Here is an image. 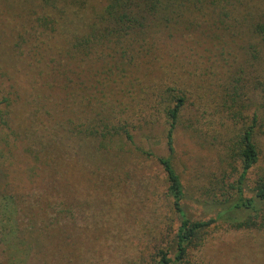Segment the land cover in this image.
Returning a JSON list of instances; mask_svg holds the SVG:
<instances>
[{
    "label": "trees",
    "instance_id": "1",
    "mask_svg": "<svg viewBox=\"0 0 264 264\" xmlns=\"http://www.w3.org/2000/svg\"><path fill=\"white\" fill-rule=\"evenodd\" d=\"M21 1L19 14H27L18 19V28L13 27L14 15L8 17L5 7L12 1L0 0V63H11L14 70L17 57L19 61L23 59L30 88L23 90L15 80L18 98L10 101L8 95L2 97L8 103L9 117L11 108L14 112L20 104L29 106L31 116L36 118L43 109L51 116V111L62 113V118L76 112L78 125L69 117L65 123L58 119L50 126L56 130L55 138L50 139H55L52 143L57 148V158L65 161L67 156L91 163L96 170L95 184L102 190L95 202L97 212H109L116 220L120 215L127 218L122 213L124 200L116 197L120 195L117 191L113 192L127 184L122 179L126 170L122 169L124 161L113 155L115 150L108 143L124 137L119 140L121 145L128 144L141 158L153 160L165 175V197L177 223L157 227L150 239L153 245L149 252L146 250L148 256L141 253L136 260V255L131 264H190L194 251L206 243L215 228L264 231V168H259L264 158V0H107L100 13L84 21L88 26L85 30L69 33L72 44L64 45L76 51L84 45L105 42L115 53L111 64L118 75L126 68L132 72L137 62L159 60L158 45H212L207 56L214 63L211 69L182 78L187 64L171 65L167 76L153 81L152 87L157 86L148 93L143 107L129 114L118 110L124 91L117 90L111 82L101 93L95 92L98 86L93 82L81 84L85 91L79 88L82 93L77 95L72 90L74 85L66 83L69 77H64L60 68L62 77L55 73L57 59L53 54L60 45L55 37L65 31L69 21L87 18L83 9L88 0ZM18 9L15 1L12 14ZM187 49L186 59L190 57L192 63L199 57L197 50L178 47L172 52L184 53ZM82 58L89 60L87 55ZM159 64L163 68V63ZM29 69L34 83L30 82ZM61 79L66 91L62 100L57 84ZM53 95H57V103ZM50 100L54 108L49 111ZM80 103L81 107L84 104L91 108L92 116L81 113ZM144 109L147 120H143ZM183 119L198 140L206 139L215 130L214 141L228 164L221 176H211L199 188L196 202L203 206L205 215L201 219L191 216V208L185 203L187 184L175 164L176 133ZM154 123L166 126L165 154L150 146L143 150L138 143L140 135ZM125 155L129 156L127 152ZM68 212L72 216L73 208Z\"/></svg>",
    "mask_w": 264,
    "mask_h": 264
},
{
    "label": "rangeland",
    "instance_id": "2",
    "mask_svg": "<svg viewBox=\"0 0 264 264\" xmlns=\"http://www.w3.org/2000/svg\"><path fill=\"white\" fill-rule=\"evenodd\" d=\"M11 1L5 6L8 17L14 15L12 25L20 28L18 19L27 13L19 14L22 11L21 0ZM15 1L19 9L15 10L16 14H12ZM106 4L107 0H88L83 9L87 18L81 22L76 19L69 21L65 31L55 37L57 44L60 41L53 54L57 59L55 67L61 69L64 77H69L66 83L74 85L72 90L77 95L85 91V85L81 84L93 82L98 86L95 92L101 93L106 91V84L111 82L117 90L124 91L118 110L129 114L143 107L148 93L157 86L152 87L153 81L167 76V69L171 65L187 64V71L182 73V78L188 74H202L214 66L207 59L212 45H188L199 53L192 63L190 57L186 59L188 49L184 53L172 52L178 47L189 48L187 45H158L159 60L148 64L137 62L132 72L126 68L118 75L111 64V57H115V53L108 49L105 42L101 45H84L76 51L64 45L71 42L69 33L85 30L88 26L84 21L92 17L93 13H100ZM84 55L89 60H80ZM175 55H179L178 59ZM17 58L14 70L11 63H0V264H131L136 255V260L141 253L147 257L149 247L153 245L150 239L158 230L157 227L172 221L177 223L165 197L166 184L162 169L153 160L141 158L132 146L121 145L119 140H125L124 137L118 138V141L115 138L108 146L115 150L112 151L114 156L124 161L120 164L126 170L122 179L127 184L119 192H113L117 191L120 195L116 197L124 200L125 210L122 213L127 218L118 213L121 218L116 220L111 218L109 212H97L95 202L102 190L95 184L96 170L91 168L87 159L67 156L65 161L58 159L57 148L52 143L55 139H50L55 138L53 132L56 133L55 128L50 126L58 123V119L65 123L72 117L74 124L78 125L76 112L66 113L62 118V113L54 114L55 111H51V116L43 109L36 118L31 116L33 112L29 106L20 104L16 105L14 112L11 108L10 120L9 106L3 96L8 95L10 101L18 98L15 80L22 89H30L26 74L28 68L23 59L19 61ZM159 61L163 63V68H160ZM55 73L59 78L62 77L59 69ZM30 82L34 83L31 70ZM57 84L60 91L58 95H61L62 100V95L66 93L64 81L58 80ZM109 91L114 93L112 88ZM53 96L57 103V95ZM50 102L52 106L48 108L49 111L54 108L53 100ZM83 106L78 104L81 113L86 117L87 113L92 116L91 108ZM124 106H128L124 108L126 111L123 110ZM143 115V120H147L145 109ZM165 130V124L154 123L144 130L137 142L143 150L150 146L159 154H165ZM191 132L183 119L176 133L174 157L176 167L187 184L185 203L189 210L191 208V216L201 219L205 215L203 206L196 202L200 197L199 188L211 180V176H215L212 179L221 176L228 164L222 149L214 141L215 130L202 140H198ZM42 139L44 142L40 143ZM259 168H264L263 157ZM105 203H109L108 198ZM69 208H73L72 216L68 212ZM128 225L134 228L128 229ZM167 233L170 234L169 231ZM190 264H264V231L215 228L206 243L194 251Z\"/></svg>",
    "mask_w": 264,
    "mask_h": 264
}]
</instances>
